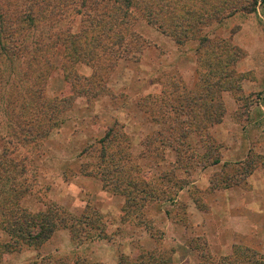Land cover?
<instances>
[{"label":"rangeland","instance_id":"374dc122","mask_svg":"<svg viewBox=\"0 0 264 264\" xmlns=\"http://www.w3.org/2000/svg\"><path fill=\"white\" fill-rule=\"evenodd\" d=\"M79 1H99V14L117 7ZM63 2L31 22L32 0H0V22H9L0 35V154L12 151L8 176L31 188L24 209L58 206L90 222L97 212L103 239L79 245L61 230L38 250L0 248V264H252L234 253L241 209L226 201L264 198V1L140 0L132 52L102 62L105 72L64 40L84 26L75 7L94 13ZM148 7L170 8V28L164 16L150 24ZM38 41L47 57L29 64ZM256 253L262 261L264 250Z\"/></svg>","mask_w":264,"mask_h":264},{"label":"trees","instance_id":"16d2710c","mask_svg":"<svg viewBox=\"0 0 264 264\" xmlns=\"http://www.w3.org/2000/svg\"><path fill=\"white\" fill-rule=\"evenodd\" d=\"M65 1L67 2L62 3L64 7L68 6L69 4L77 5L76 2H78V0ZM139 1L140 0H114L113 2L115 4L117 3V7L114 6V4L112 6L108 4V7H110V12L104 11L101 12V14H99V1H95V3H92L89 7L83 6V3L79 1L78 3H80L79 5H81V8L86 7V9L92 11L94 15H91L88 10L83 9L82 12L74 6L76 9V13L82 15V19L85 22H83L84 26L80 29L79 33H73L72 29H69L67 36L65 34L64 40H68V47L74 49L73 45H75L76 47L82 48L85 51V55L88 58L89 62H94L96 64L94 65V68L100 69L105 72L104 68L106 65L102 62H107L108 60H111L114 57L120 58V55H122L121 57H127L126 55L132 52V37L135 36L136 38L137 34L132 33V27L134 26V24H132L131 21L132 19H134V10H139L141 8H139L138 6ZM61 2L62 0H32L31 7L29 8L27 14L29 17H31V22L33 21L32 19H34L32 17V14L34 15L35 13L37 15L36 17L44 18V12L49 13L52 17L53 15H55V11H58L57 9H59ZM47 3L51 4V10L49 11L45 10L46 5L44 4ZM119 3L122 5H120ZM152 5L153 4H151V6ZM113 6L116 8H114ZM143 10L146 11V17L150 24H156L155 22H157L160 16H164L162 18L168 20V27L170 28V8H161L159 10V13L153 7H148ZM20 16L24 17V15H17L14 19V22L16 23L15 27L16 25L20 27L19 23L22 21V18ZM135 21L137 20L135 19ZM0 23L2 27V30L0 29V35H2V37H5V30H7V24L9 23L8 18H2V21ZM10 30H13L14 32L18 31L14 28H11ZM163 31V34L167 36L169 35V33L165 32L164 29ZM6 35L12 36L11 33ZM62 35L63 34L61 33L60 35L57 34V39L62 40ZM12 37L13 40L14 36ZM84 39L88 40V42H83L82 40ZM16 41L17 40L15 38L13 44H16ZM62 43H64L65 45V41L62 40ZM45 46L47 47V44L43 41L36 42L34 48L31 50L32 57L31 59H28L29 64H31V62H37L40 55H43V57H41L42 59H44V57H47V54L45 52ZM139 48L140 46L138 47V49ZM12 50L9 52L10 54L12 53ZM4 51L5 50L3 49L1 50L2 55ZM15 53L16 52L14 51V54ZM0 79L2 80L1 73ZM35 102L39 106V108L46 107L44 106V103L41 104V98H37ZM45 114L46 113L43 111L39 112L41 118ZM11 152L5 148V151L0 154V168L4 169L3 166L5 167V165L7 167L3 170L4 176H1L2 178L0 180V183L4 182V184H0V197L3 195L6 196H4V199L2 200L0 199V227H2L1 231H3L4 234H7L10 237V240L6 242H1L0 240V248H2L7 253L13 251H21L23 247L38 250L42 248L45 243L49 242L58 231L61 230H69V232L72 234L74 242L78 241L79 245H82L85 241L93 240L94 237H99L100 239H103V235L101 234L102 226H96V223L101 217L97 212H95V214L98 216L96 218L93 217L92 222H90V217L84 216L83 218L79 219L70 217L65 214L62 208L58 206L48 209L49 211L47 212H39L37 214H33L28 210L24 209L22 207V200L25 198L26 195L31 192V188H24L25 183L27 184L26 181L25 183H23L22 187H19L20 184L17 183L16 179L12 178L11 176H8V168L15 169V167L17 166V163L14 162L15 160L11 159V157L9 156ZM215 163H218V160L217 162L215 161ZM25 174L26 169H21L19 170V172L14 173L15 176L22 177ZM8 179H12V183L9 189L10 192H8V195H6L7 192L5 190V184L6 180ZM133 191L129 192L128 195L124 194L128 198V200L129 198H132L131 195ZM89 231L93 232L90 233ZM83 237L86 238V240L82 239ZM235 249L234 253L237 255L246 256L248 262L252 260V264H264V259L262 261L257 262L256 257H259L260 254H257L255 251L240 246L235 247ZM234 262L236 264L238 263L237 261ZM234 262L230 264H235ZM120 264L122 263L120 262Z\"/></svg>","mask_w":264,"mask_h":264},{"label":"crops","instance_id":"0c3cea01","mask_svg":"<svg viewBox=\"0 0 264 264\" xmlns=\"http://www.w3.org/2000/svg\"><path fill=\"white\" fill-rule=\"evenodd\" d=\"M261 187L262 189H264V183H262ZM226 204L227 206H229V208L234 207L241 209L240 214L238 216L234 215V221L239 222V223H234V229H236L234 231L235 234L234 243L238 245H243L241 247H247L248 249H251L256 252L263 251L264 250V198L260 197L259 201L255 199H248L240 204L237 203L236 201L232 202L230 200H227ZM46 244L47 243H45V245ZM235 247H239V246L235 245ZM228 249L224 250V252L228 253ZM22 263L23 261H21V264Z\"/></svg>","mask_w":264,"mask_h":264}]
</instances>
